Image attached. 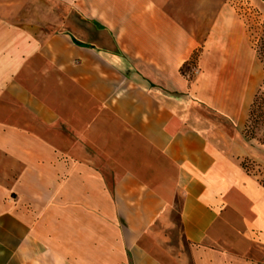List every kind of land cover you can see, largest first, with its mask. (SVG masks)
<instances>
[{
	"label": "crops",
	"instance_id": "0c3cea01",
	"mask_svg": "<svg viewBox=\"0 0 264 264\" xmlns=\"http://www.w3.org/2000/svg\"><path fill=\"white\" fill-rule=\"evenodd\" d=\"M231 12L228 0H0V264H264V186L207 110L241 127L249 94L229 109L203 91L258 77Z\"/></svg>",
	"mask_w": 264,
	"mask_h": 264
},
{
	"label": "rangeland",
	"instance_id": "374dc122",
	"mask_svg": "<svg viewBox=\"0 0 264 264\" xmlns=\"http://www.w3.org/2000/svg\"><path fill=\"white\" fill-rule=\"evenodd\" d=\"M201 5L202 4H199V7H201ZM199 7H197L196 4V9H199ZM228 8H230L232 14H238L243 21L248 45L253 49L258 59V77L255 80L253 75L254 80L252 83H247L245 79L241 83L228 82L224 84L218 81L210 82L203 91L206 92L208 98L217 97V101H219L221 104L225 103L226 107L229 109H239L240 100L238 99V96L241 91L244 97L249 94L250 104L246 106L245 113L242 115L241 127L234 126L233 124L224 121L223 118H219L213 105H210L207 110L208 115L218 121L219 124L227 127L229 129L228 132L232 134L237 143L241 145L243 152L238 155L237 158L241 168L249 176L255 177L260 185L264 186V123L260 125L259 131L257 132L254 139H252L250 134L247 133L251 105L254 102L256 95L260 96L262 94L260 97H263L264 99V18L262 17V14H259V11L252 5L250 0H228ZM117 56L126 60L122 54H117ZM201 58L202 51L199 49L192 55L187 66L188 68H184V70L186 69L188 72L187 79L191 87H195L198 77L201 73ZM126 68L131 76H141L136 67L130 66ZM220 69L221 68L219 67H215L213 68V71L214 73L218 74L221 71ZM247 69L249 70L250 67ZM230 70L232 69L227 68V73H229ZM224 71H226V69H223V72ZM148 85L149 87H155V84L153 83H148ZM2 91L3 86L0 83V108H3L2 110L5 112H9L10 106H3L1 97ZM224 92H226L225 95L223 94ZM259 103L262 105L264 104L263 101H259ZM6 116L7 114L3 113L0 115V118L2 117L4 119ZM256 151L260 153L256 154ZM1 156H3V153L2 149L0 148V165H5V162L2 161L3 157ZM1 173H3L2 169H0V175Z\"/></svg>",
	"mask_w": 264,
	"mask_h": 264
},
{
	"label": "trees",
	"instance_id": "16d2710c",
	"mask_svg": "<svg viewBox=\"0 0 264 264\" xmlns=\"http://www.w3.org/2000/svg\"><path fill=\"white\" fill-rule=\"evenodd\" d=\"M260 96L256 95V98L251 105L249 113L247 133L250 134V137L252 139L255 138L257 132L259 131L260 125L264 123V104L262 105L261 103H259V101H263L264 103V99Z\"/></svg>",
	"mask_w": 264,
	"mask_h": 264
}]
</instances>
